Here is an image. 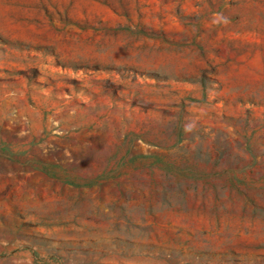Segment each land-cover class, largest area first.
Listing matches in <instances>:
<instances>
[{
  "label": "rangeland",
  "instance_id": "374dc122",
  "mask_svg": "<svg viewBox=\"0 0 264 264\" xmlns=\"http://www.w3.org/2000/svg\"><path fill=\"white\" fill-rule=\"evenodd\" d=\"M0 264H264V0H0Z\"/></svg>",
  "mask_w": 264,
  "mask_h": 264
}]
</instances>
